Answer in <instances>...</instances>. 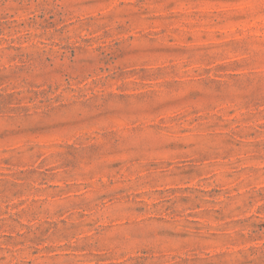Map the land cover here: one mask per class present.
I'll list each match as a JSON object with an SVG mask.
<instances>
[{
  "label": "rangeland",
  "instance_id": "obj_1",
  "mask_svg": "<svg viewBox=\"0 0 264 264\" xmlns=\"http://www.w3.org/2000/svg\"><path fill=\"white\" fill-rule=\"evenodd\" d=\"M0 264H264V0H0Z\"/></svg>",
  "mask_w": 264,
  "mask_h": 264
}]
</instances>
